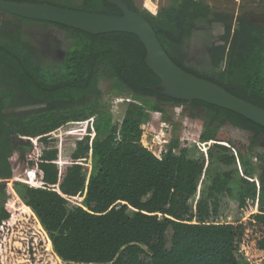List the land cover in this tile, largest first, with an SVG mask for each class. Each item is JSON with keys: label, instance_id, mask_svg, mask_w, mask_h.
I'll use <instances>...</instances> for the list:
<instances>
[{"label": "trees", "instance_id": "16d2710c", "mask_svg": "<svg viewBox=\"0 0 264 264\" xmlns=\"http://www.w3.org/2000/svg\"><path fill=\"white\" fill-rule=\"evenodd\" d=\"M10 1L122 15L107 0ZM122 1L150 24L178 67L264 109V24L243 8L233 21V9L215 8L213 0H169L157 11L149 2L141 9ZM27 23L72 36L59 66L43 65L41 50L24 36ZM201 29L212 39L197 63L183 46ZM144 57L131 34L95 36L0 12V264H264V128L151 92L159 80ZM102 79L138 102L123 105L119 122L101 102ZM165 105L186 106L192 118L203 113L198 140L207 162L190 160L182 137L169 139L159 157L142 144L148 112L164 117ZM71 124H86L85 135L61 163L56 133ZM202 175L206 194L193 203ZM31 177L36 186L24 182ZM10 181L39 226L11 225L4 204ZM73 199L81 201L70 206Z\"/></svg>", "mask_w": 264, "mask_h": 264}, {"label": "rangeland", "instance_id": "374dc122", "mask_svg": "<svg viewBox=\"0 0 264 264\" xmlns=\"http://www.w3.org/2000/svg\"><path fill=\"white\" fill-rule=\"evenodd\" d=\"M146 2L153 6V11L169 5V0H136L135 3L139 8L143 9ZM211 4L222 11L233 9V21L240 13L241 8H243V11L248 12L251 16V20L264 24V0H213ZM22 29L26 40L41 50L44 57L43 65L49 69L59 66L60 61L65 57L66 50L73 41L69 33L52 26L44 27L27 23L22 26ZM205 31L201 29L194 32L193 36L186 40L183 46L184 52L197 63H201L203 58L204 44L212 39L210 29L207 32ZM204 37L208 38L205 40ZM99 88L102 93L101 102L112 113L114 123L120 121L125 103L138 104V102L133 100L132 93L129 90L125 88L115 89L112 83L106 79L101 80ZM163 109L165 111L164 117L160 113L148 112V117L143 122L142 144L156 157H159L160 152L164 150L169 139L173 136L182 137L181 142L187 143L185 147L188 152V158L197 162L205 159L207 162V147L198 140L204 123L203 113L198 112L192 118L188 117L189 110L186 106L165 105ZM85 129L86 124H71L56 133L61 163L68 159L75 141L83 138ZM239 138L242 139L241 136ZM83 167L85 173L88 174L89 162L85 163ZM12 181L7 183L10 196L4 201L5 206L13 211L11 225L16 223L26 225L33 220L39 226L32 212L24 208L23 204L16 199V196L10 192L9 188H11ZM247 181L250 189L256 187L257 177L255 171L249 174ZM207 184L208 181L202 175L198 181L193 203L200 197L205 196ZM80 201L79 199L70 200L69 205L79 204ZM229 210L233 211L232 203L229 204ZM49 250L52 252L51 248ZM56 264L61 263L57 261Z\"/></svg>", "mask_w": 264, "mask_h": 264}, {"label": "water", "instance_id": "95a60500", "mask_svg": "<svg viewBox=\"0 0 264 264\" xmlns=\"http://www.w3.org/2000/svg\"><path fill=\"white\" fill-rule=\"evenodd\" d=\"M107 2L115 5L122 15L87 13L46 3L10 0H0V12L27 20L62 25L95 36L108 33L134 35L145 49L144 64L159 80L156 87L149 88L151 92L186 103L199 101L237 114L264 128V109L178 67L166 54L156 33L141 14L130 11L122 0Z\"/></svg>", "mask_w": 264, "mask_h": 264}, {"label": "built area", "instance_id": "2783aa9c", "mask_svg": "<svg viewBox=\"0 0 264 264\" xmlns=\"http://www.w3.org/2000/svg\"><path fill=\"white\" fill-rule=\"evenodd\" d=\"M20 181V180H18ZM26 184H29V185H32V186H36L35 183H34V177H31L30 181L29 182H26L24 181Z\"/></svg>", "mask_w": 264, "mask_h": 264}]
</instances>
